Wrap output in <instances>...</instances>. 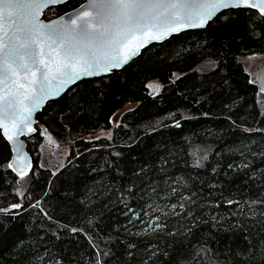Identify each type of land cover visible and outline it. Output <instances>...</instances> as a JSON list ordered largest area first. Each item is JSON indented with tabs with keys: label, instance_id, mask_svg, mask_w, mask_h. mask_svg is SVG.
<instances>
[{
	"label": "trees",
	"instance_id": "16d2710c",
	"mask_svg": "<svg viewBox=\"0 0 264 264\" xmlns=\"http://www.w3.org/2000/svg\"><path fill=\"white\" fill-rule=\"evenodd\" d=\"M251 55H264V17L230 9L74 84L37 114L23 180L0 133V264H264V205L249 208L264 199ZM39 125L68 150L57 171L39 165Z\"/></svg>",
	"mask_w": 264,
	"mask_h": 264
},
{
	"label": "snow or ice",
	"instance_id": "6c2138e0",
	"mask_svg": "<svg viewBox=\"0 0 264 264\" xmlns=\"http://www.w3.org/2000/svg\"><path fill=\"white\" fill-rule=\"evenodd\" d=\"M63 2L0 0V128L10 141L18 140L25 129L33 131L32 112L45 99L78 79L127 63L149 40L182 27L202 28L222 9H257L258 17H264V0H87L83 11L66 20H40L43 9ZM21 148L16 147L17 161ZM8 167L21 180L27 175L24 167ZM258 205H264V199L249 202L254 214Z\"/></svg>",
	"mask_w": 264,
	"mask_h": 264
},
{
	"label": "water",
	"instance_id": "95a60500",
	"mask_svg": "<svg viewBox=\"0 0 264 264\" xmlns=\"http://www.w3.org/2000/svg\"><path fill=\"white\" fill-rule=\"evenodd\" d=\"M67 1L69 0H64L63 3L61 4H58V5H49L48 7H46L45 9L42 10L41 12V15H40V20L43 22V23H51L52 21H55V20H59L61 18H64L65 20L68 19V17L70 15L74 16L76 15V13L78 11H83L84 10V7L87 5V0H85L82 4H80L79 6H77L76 8H74L73 10L71 11H68L60 16H57L55 18H52V19H44L43 17V12L47 9V8H50V7H55V6H60V5H63L65 4ZM258 2V0H257ZM240 9H243V8H240ZM226 10H230V9H222L220 10L219 12H217L216 14L213 15V17L208 21L211 22L219 13L223 12V11H226ZM246 10V9H245ZM249 10H254L258 13V10L257 9H249ZM207 23V24H208ZM204 27H182L181 30L179 31H168L165 33V35L160 38V39H152V40H149L146 44H144L142 47L139 48V51H138V54L134 55V56H131L130 59H128V62L127 63H124L122 64L121 66H119L118 68H113L111 69L110 71L108 72H102L100 75L98 76H90V77H84V78H81V79H78L74 84L82 81V80H86V79H92V78H100V77H103V76H107L109 75L112 71H117V70H120L122 69L123 67H125L126 65H128L132 60L136 59L141 51L145 48H147L148 46L152 45V44H159V43H163L164 41H166L167 39H169L171 36L173 35H177L181 32H184V31H188V30H201V29H204L206 27V25ZM145 39H147L145 37ZM74 84H71V85H66L64 87V90L60 92V94L58 96H55V97H52V98H47L43 101L42 105L40 106L39 109L35 110L32 112V115H31V123H30V127L31 129H33V131H29L28 129H25L24 130V134L23 135H19V139L18 140H12L10 141L8 138H7V135H5V130L3 128H0V133L2 135V137L6 140L7 144L9 145V148H10V151H11V157L9 159V162H8V165L10 163L12 164H16L17 167H24L27 171V174L32 170L33 168V158L31 157V155L29 154L28 150H27V142H26V138H29L31 136H33L37 129H36V124H37V114L40 113L42 111V109L45 107V105L50 102V101H53V100H56L58 99L59 97H61L70 87H72ZM256 85L258 86V89L259 91H261L262 93H264V68L262 70H260V72L258 73L257 77H256ZM25 111H27V109H25ZM7 123V122H6ZM17 129L19 128V125L16 126ZM39 128L41 129L42 132H46L45 128L42 126V125H39ZM8 132L10 134L13 133V128H12V125L9 124L8 126ZM17 145H22V148H21V154H22V158L19 159V161H17V157H18V153L16 152V147ZM12 172H14L18 177H20L16 171H13L12 168H9Z\"/></svg>",
	"mask_w": 264,
	"mask_h": 264
},
{
	"label": "rangeland",
	"instance_id": "374dc122",
	"mask_svg": "<svg viewBox=\"0 0 264 264\" xmlns=\"http://www.w3.org/2000/svg\"><path fill=\"white\" fill-rule=\"evenodd\" d=\"M244 65V69L249 75V78L256 82V77L260 70L264 68V55H251L244 57L242 60ZM177 73L173 74L175 78ZM150 91L161 89L160 84H157L156 81L150 84ZM261 99H264V93L260 96ZM264 101V100H263ZM134 104H128L124 108L116 111L111 117V123L116 124L119 122L121 115L126 111L134 107ZM111 135V131L101 130L96 133L94 136L101 137L106 136L109 137ZM43 143L40 145V160L39 165L43 168L50 169L52 172L60 169L66 162V158L68 156V150L65 148L63 144L59 141H56L48 132H42ZM48 137L52 138V143H49Z\"/></svg>",
	"mask_w": 264,
	"mask_h": 264
},
{
	"label": "flooded vegetation",
	"instance_id": "af4514ba",
	"mask_svg": "<svg viewBox=\"0 0 264 264\" xmlns=\"http://www.w3.org/2000/svg\"><path fill=\"white\" fill-rule=\"evenodd\" d=\"M60 6H62V5H60ZM79 6V5H78ZM59 6H55V7H50V8H47L44 12H43V17H44V19H46V20H48V19H52V18H55V17H57V16H60V15H62V14H64V13H66V12H68V11H71V10H73V9H71V10H68V11H64V13H61V14H57V11H54V12H51L52 10H55L56 8H58ZM76 8V7H75Z\"/></svg>",
	"mask_w": 264,
	"mask_h": 264
}]
</instances>
